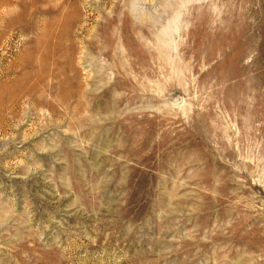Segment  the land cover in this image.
Instances as JSON below:
<instances>
[{"label": "rangeland", "instance_id": "374dc122", "mask_svg": "<svg viewBox=\"0 0 264 264\" xmlns=\"http://www.w3.org/2000/svg\"><path fill=\"white\" fill-rule=\"evenodd\" d=\"M0 264H264V0H0Z\"/></svg>", "mask_w": 264, "mask_h": 264}]
</instances>
